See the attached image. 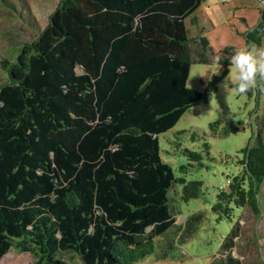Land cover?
Instances as JSON below:
<instances>
[{
    "label": "trees",
    "instance_id": "trees-1",
    "mask_svg": "<svg viewBox=\"0 0 264 264\" xmlns=\"http://www.w3.org/2000/svg\"><path fill=\"white\" fill-rule=\"evenodd\" d=\"M204 1L59 0L38 30L24 0H0V17L35 33L12 38L0 52V260L15 252L33 264H157L175 259L194 237L206 212L177 218L203 183L177 178L159 136L229 72L222 61V75L204 91L186 85L190 46L202 53L210 47L200 32L190 38L185 23L196 26ZM263 32L264 7L246 44L260 46ZM231 53L225 47L220 55ZM262 89L264 78L246 95ZM209 127L214 137L237 130L222 119ZM173 144L188 160L183 174L202 161L201 153ZM209 149L205 142L207 157ZM239 153V172L226 178L211 207L217 221L231 222L235 209L254 218L263 212L259 131ZM240 228L236 221L209 264H251L233 254Z\"/></svg>",
    "mask_w": 264,
    "mask_h": 264
},
{
    "label": "rangeland",
    "instance_id": "rangeland-1",
    "mask_svg": "<svg viewBox=\"0 0 264 264\" xmlns=\"http://www.w3.org/2000/svg\"><path fill=\"white\" fill-rule=\"evenodd\" d=\"M24 1L29 8V21L35 24L38 30L47 26L49 15L59 3V0ZM263 7L264 0H205L194 14L196 26L186 19L188 36L194 38L200 32L210 44L207 53H202L198 46H190L191 63L187 87L204 91L207 81L222 75L223 67L214 64V58L222 54L225 47L231 48L233 52L248 46L244 34L257 24L259 12ZM19 37L31 40L35 33L24 22L0 17V52L12 38ZM250 45L264 49V32L260 46ZM231 73L230 66L226 77L218 82L215 93L196 103L184 113L174 128L159 136L161 156L166 162H170L177 178L184 177L187 182L203 183L200 197L182 204L177 223L184 222L185 216L199 210H204L206 216L194 237L178 250L175 259L157 264H209L219 253V245L236 221L241 225V237L233 254L236 257L243 255L251 264H259L260 257L264 258V186L259 196L263 212L258 218L242 214V210L235 209L231 222L217 221L216 216L210 213L216 194L220 187L226 185V178L239 172L236 162L241 158L240 150L255 143L258 131L264 140V91L249 97L235 92V81H231L230 86L226 84L223 87L225 79L227 80ZM217 119L232 123L237 130L227 137H214L209 125ZM193 134L197 135L195 142L191 140ZM177 138L178 141L175 140ZM169 140L180 143L182 149L201 153L202 161L186 168V173L183 174L180 167L187 165L188 160L177 154L174 144L169 143ZM205 142L209 144V157L203 153ZM33 263L34 259L29 254L15 252L6 254L0 260V264Z\"/></svg>",
    "mask_w": 264,
    "mask_h": 264
},
{
    "label": "clouds",
    "instance_id": "clouds-1",
    "mask_svg": "<svg viewBox=\"0 0 264 264\" xmlns=\"http://www.w3.org/2000/svg\"><path fill=\"white\" fill-rule=\"evenodd\" d=\"M228 61L232 68L231 75L224 84L235 81V92L245 95L259 87V79L264 78V49H257L252 45L235 49L230 55L223 54L214 58V64L221 65ZM264 90V89H262Z\"/></svg>",
    "mask_w": 264,
    "mask_h": 264
}]
</instances>
